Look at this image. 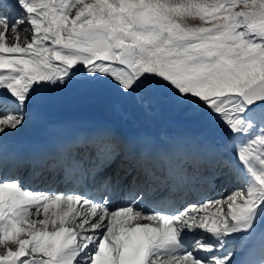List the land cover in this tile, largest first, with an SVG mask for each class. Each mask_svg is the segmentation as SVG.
<instances>
[{"label": "snow or ice", "instance_id": "6c2138e0", "mask_svg": "<svg viewBox=\"0 0 264 264\" xmlns=\"http://www.w3.org/2000/svg\"><path fill=\"white\" fill-rule=\"evenodd\" d=\"M81 66L90 86L187 105L243 134L220 161L243 184L182 210L153 200L146 212L140 197L111 210L114 177L103 174L141 145L102 129L81 142L90 168L71 145L51 165L66 180L100 177L99 198L34 192L0 173V264H264V0H0V108L15 109L0 135L23 126L39 89L68 86Z\"/></svg>", "mask_w": 264, "mask_h": 264}, {"label": "bare ground", "instance_id": "6f19581e", "mask_svg": "<svg viewBox=\"0 0 264 264\" xmlns=\"http://www.w3.org/2000/svg\"><path fill=\"white\" fill-rule=\"evenodd\" d=\"M20 27L24 28V25H21ZM24 33V32H23ZM31 34V32H28ZM14 36L15 33L11 30L8 32L6 37V43H12L14 42ZM22 35H20V38ZM77 79H73L71 82H69L68 86H48L46 88L39 89L38 95L36 98H34L30 104L31 108V115L30 117L25 118V122L22 127H20L16 131H8L2 135H0V140L2 139H10L13 140L14 138H20L24 136L31 127L37 123V120L44 112L53 111V112H60V116L63 118L62 123L69 122L72 118H82L85 119L91 114H94L95 111L101 109L102 111H106L111 113V111H115L112 109L113 107L119 106V111L121 112V115H130L129 111L131 113H134L137 117L136 119L139 120L140 126L143 125L144 128H149L151 130L157 129L159 126H162L158 130V132L162 130H167L169 128H173L178 132H181L183 129L185 133H187L189 130L192 131V133H199V135L203 138L206 134V132L209 130V134L213 133L216 139L221 140L226 133L225 129L223 128L222 124L216 120V119H210L206 114L201 113L195 109H193L190 106L187 105H181L176 104L173 102H170L168 100L160 102L157 104V106L150 108L147 107L146 110L143 109L144 105H138L134 102V100L131 97H122L119 95V93L116 91V89L108 86L103 85H94L90 86L86 83L84 76H83V70L82 72H79L77 76H75ZM116 100L114 101V99ZM103 100H110L108 104L102 103ZM95 101L93 105H86V103ZM155 102V101H154ZM75 105H79L80 109L76 112H72V108ZM149 104V102L147 103ZM4 112V111H3ZM115 114V113H114ZM6 116L4 114L0 115V117ZM113 120H119L120 123H123V120L119 117H111ZM128 120V118H127ZM184 133V134H185ZM215 134V135H214ZM187 138H191L189 134L187 135ZM239 145L232 146V149L235 147H238ZM214 151L215 149L212 148ZM91 167V164L88 168ZM2 171V170H1ZM90 173V172H89ZM115 172L112 176L114 177L113 182L117 181L115 179ZM119 173V179L123 175L121 174V171ZM16 176V173L13 175L8 176L14 177ZM20 183L22 187H27L30 189L31 186H39L42 190L41 192L46 193H64L65 189H58V186L61 182H72L73 180H66L61 177H46L44 179H40L39 183L31 182V181H23L21 179ZM135 184V183H132ZM125 187H128V184H123ZM140 187L141 190L146 188L149 185V181L145 176H142L138 182L135 184ZM219 191H207V195L205 193L202 194L201 200L198 199V197L194 198L193 202H203L204 200H217V199H225L228 195L232 194L235 190L232 186H228L226 184V181H224L220 186ZM241 187V186H240ZM150 189V185H149ZM237 189V188H236ZM59 191V192H58ZM149 191V190H148ZM133 191L131 190H125L123 193L124 198L121 200L123 201H131L133 198H127V196L131 195ZM161 198H170V194H166L163 196H160ZM180 197L182 198L183 195L181 194ZM144 201H139L138 207L140 205L145 204ZM180 201L175 203V206H180ZM144 208V205H143ZM145 210V208H144ZM34 218V217H33ZM42 218V217H41ZM141 222H147V221H141ZM187 239V237H186ZM0 250L2 249V246H0Z\"/></svg>", "mask_w": 264, "mask_h": 264}, {"label": "rangeland", "instance_id": "374dc122", "mask_svg": "<svg viewBox=\"0 0 264 264\" xmlns=\"http://www.w3.org/2000/svg\"><path fill=\"white\" fill-rule=\"evenodd\" d=\"M21 29H23L22 27H21ZM10 31V30H9ZM21 32H23V31H21ZM21 32H20V35H21ZM22 38V37H21ZM20 38V39H21ZM22 41L24 42V38L22 39ZM155 101V102H154ZM163 101H166V99H163V98H157V99H154V100H152V101H150V107H155V106H157V104H159L160 102H163ZM146 105V107L144 108V106ZM144 106H143V109L144 110H146V108L147 107H149L148 105H147V103L146 104H144ZM234 189L233 190H236V187H234V186H232ZM2 251V250H1Z\"/></svg>", "mask_w": 264, "mask_h": 264}]
</instances>
